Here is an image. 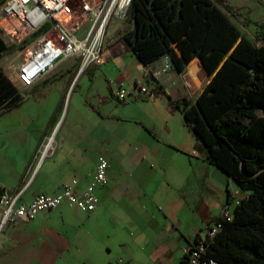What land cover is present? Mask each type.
<instances>
[{
  "label": "crops",
  "instance_id": "obj_1",
  "mask_svg": "<svg viewBox=\"0 0 264 264\" xmlns=\"http://www.w3.org/2000/svg\"><path fill=\"white\" fill-rule=\"evenodd\" d=\"M126 23L115 20L107 42ZM263 43L257 42L259 45ZM104 58L103 64L92 63L86 67L87 70L84 69L83 75L87 71L91 74L90 88L86 90L80 85L78 97H75L74 87L64 115L65 99L76 77L83 72L81 59L59 63L52 73L26 90L16 85L6 64L3 65L5 56L0 60L9 80L25 95L22 103L0 114V181L12 192L23 191L22 202L30 203L39 193H57L75 182V190L82 192L93 181L98 158L102 155L110 162V182L96 189L100 203L108 196L127 195L126 185L118 180L122 174L118 175L112 168L114 159L121 160L123 156L118 150L119 143H128V130L120 134L117 128L114 129L118 120L132 121L144 127L148 139L145 146L147 151L157 144L195 155H200L204 150L186 124L182 111L173 105V101L183 98L194 100L211 79L199 57L186 63L183 72L166 68L169 55L145 64L134 55L130 44L121 38L112 44L106 43ZM99 69L109 81L106 91L96 89ZM59 76L69 78L63 82L62 90L57 88L54 91L50 83ZM134 82L153 89L154 96L141 95L134 100H119L116 91L122 85L130 88ZM160 86L161 89L155 90ZM43 88L46 90L41 91ZM183 128L185 133L181 131ZM119 136L124 141L116 139ZM50 138L55 143L54 153L41 161L39 149ZM229 196L228 192L227 200ZM64 204L55 210L39 213L29 223L18 221L10 224L0 236V254L8 256L12 263L21 264H90L99 255L108 256L112 249L96 243L87 221L81 223L80 212L83 211L77 208L70 210ZM99 205L95 211L87 213L89 219L86 220L99 213ZM146 228L142 230L143 233ZM156 241L160 243L158 248H165L170 243L166 242L168 238L162 242L159 239ZM190 241L192 239L188 243ZM130 247L128 243L123 245L127 250ZM158 254L161 252H154V255Z\"/></svg>",
  "mask_w": 264,
  "mask_h": 264
},
{
  "label": "trees",
  "instance_id": "obj_2",
  "mask_svg": "<svg viewBox=\"0 0 264 264\" xmlns=\"http://www.w3.org/2000/svg\"><path fill=\"white\" fill-rule=\"evenodd\" d=\"M121 38L145 64L169 55L183 72L201 59L211 79L194 100L173 105L209 161L248 192L231 219H217L222 227L208 241L207 257L218 264H264V43L249 38L214 0H132L130 18L107 44ZM12 50L0 34V60ZM24 100L0 65V114Z\"/></svg>",
  "mask_w": 264,
  "mask_h": 264
},
{
  "label": "rangeland",
  "instance_id": "obj_3",
  "mask_svg": "<svg viewBox=\"0 0 264 264\" xmlns=\"http://www.w3.org/2000/svg\"><path fill=\"white\" fill-rule=\"evenodd\" d=\"M214 1L232 15L249 38L260 43L256 35L264 34V0ZM83 34L84 30L79 33ZM10 53H14L13 50ZM83 73L84 70L76 77L74 86L65 99L63 115L67 112L74 87L76 86L75 97H78L81 86L86 90L90 88L91 74L88 71L84 75ZM97 75L96 89L100 92L108 90L109 81L105 79L101 69ZM68 78L59 76L50 83V87H54V91L57 88L60 91ZM116 123L117 127L114 125V129L117 128L120 134L124 130L129 133L126 136L128 143H119L118 150L123 156L121 160L114 159L112 168L118 175L122 174L118 180L126 185L128 192L124 197L113 195L101 200L99 213L91 220H86L87 213L80 212L81 223L87 221V227L96 237V243L112 249L108 256L99 255L90 264H181V256L188 240H193L197 233L206 235L207 222H212L224 213L228 192L231 200L232 197L234 200L246 198L248 192L238 188L226 173L208 160L203 146L204 150L200 155L165 144H157L147 151L145 146L148 139L144 134V127L126 120H118ZM181 131L185 133L186 130L183 128ZM120 137L116 139L124 141ZM64 207L73 210L69 205L64 204ZM209 218L213 219L208 220ZM145 227L147 228L143 233ZM166 238L169 245L158 248L160 243L156 240L162 242ZM126 243L131 246L128 250L123 248ZM157 250L161 252L160 255H154ZM0 264L21 263H12L8 256L0 254Z\"/></svg>",
  "mask_w": 264,
  "mask_h": 264
},
{
  "label": "built area",
  "instance_id": "obj_4",
  "mask_svg": "<svg viewBox=\"0 0 264 264\" xmlns=\"http://www.w3.org/2000/svg\"><path fill=\"white\" fill-rule=\"evenodd\" d=\"M132 0H5L0 5V34L14 53L5 56L6 68L16 85L26 90L52 73L61 62L81 59L82 69L90 64L104 63V49L111 25L115 20L128 21ZM85 34L79 35L81 31ZM42 31L41 35L34 34ZM166 68H174L166 58ZM141 95L154 96V90L140 82L130 88L122 85L116 96L121 101L138 99ZM54 141V140H53ZM55 143L44 142L39 154L41 161L51 156ZM109 159L98 158L93 181L83 190H75L76 182L54 194L39 193L30 203L21 201L23 191L12 192L0 181V236L12 223H29L40 212L52 211L67 203L85 213L95 211L100 203L98 187L109 183ZM231 195L224 213L231 219L236 205ZM230 204H233L231 206ZM218 217V218H219ZM214 219L208 223L207 233L198 234L184 251L185 264H218L207 257L208 241L214 240L222 224Z\"/></svg>",
  "mask_w": 264,
  "mask_h": 264
},
{
  "label": "flooded vegetation",
  "instance_id": "obj_5",
  "mask_svg": "<svg viewBox=\"0 0 264 264\" xmlns=\"http://www.w3.org/2000/svg\"><path fill=\"white\" fill-rule=\"evenodd\" d=\"M109 178H110V176H109ZM109 182H110V180H109ZM105 186H106V185H105ZM198 234H200V233H198ZM198 234H197V235H198ZM197 235H196V236H197ZM194 239H195V238H194ZM192 241H193V240H192ZM192 241H191V242H192ZM189 243H190V242H189ZM189 243H188V244H189Z\"/></svg>",
  "mask_w": 264,
  "mask_h": 264
},
{
  "label": "bare ground",
  "instance_id": "obj_6",
  "mask_svg": "<svg viewBox=\"0 0 264 264\" xmlns=\"http://www.w3.org/2000/svg\"><path fill=\"white\" fill-rule=\"evenodd\" d=\"M54 142L53 139H51V143Z\"/></svg>",
  "mask_w": 264,
  "mask_h": 264
},
{
  "label": "water",
  "instance_id": "obj_7",
  "mask_svg": "<svg viewBox=\"0 0 264 264\" xmlns=\"http://www.w3.org/2000/svg\"><path fill=\"white\" fill-rule=\"evenodd\" d=\"M131 46V45H130Z\"/></svg>",
  "mask_w": 264,
  "mask_h": 264
}]
</instances>
